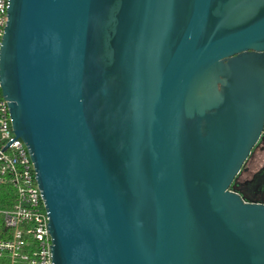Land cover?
<instances>
[{
  "label": "water",
  "instance_id": "water-1",
  "mask_svg": "<svg viewBox=\"0 0 264 264\" xmlns=\"http://www.w3.org/2000/svg\"><path fill=\"white\" fill-rule=\"evenodd\" d=\"M0 84L53 264H264V0H9Z\"/></svg>",
  "mask_w": 264,
  "mask_h": 264
},
{
  "label": "built area",
  "instance_id": "built-area-1",
  "mask_svg": "<svg viewBox=\"0 0 264 264\" xmlns=\"http://www.w3.org/2000/svg\"><path fill=\"white\" fill-rule=\"evenodd\" d=\"M9 0H0V50ZM34 164L12 126L0 84V187L10 194L0 207V264H53L49 217Z\"/></svg>",
  "mask_w": 264,
  "mask_h": 264
},
{
  "label": "flooded vegetation",
  "instance_id": "flooded-vegetation-1",
  "mask_svg": "<svg viewBox=\"0 0 264 264\" xmlns=\"http://www.w3.org/2000/svg\"><path fill=\"white\" fill-rule=\"evenodd\" d=\"M261 155L263 157L262 161L256 159ZM260 161L261 165L259 168H257L256 171H251V169H254L259 165ZM244 172L249 175L240 181V176ZM241 175L234 183L235 192L239 193L248 202L264 205V132L259 144L252 151V155L245 163Z\"/></svg>",
  "mask_w": 264,
  "mask_h": 264
},
{
  "label": "trees",
  "instance_id": "trees-1",
  "mask_svg": "<svg viewBox=\"0 0 264 264\" xmlns=\"http://www.w3.org/2000/svg\"><path fill=\"white\" fill-rule=\"evenodd\" d=\"M232 187L235 191V184ZM7 194H10L9 190L7 188L0 187V207L4 206Z\"/></svg>",
  "mask_w": 264,
  "mask_h": 264
},
{
  "label": "rangeland",
  "instance_id": "rangeland-1",
  "mask_svg": "<svg viewBox=\"0 0 264 264\" xmlns=\"http://www.w3.org/2000/svg\"><path fill=\"white\" fill-rule=\"evenodd\" d=\"M256 159L262 161L263 157H262V155H261V156H258ZM261 161H260L259 165L256 164V165H257L256 168L251 169V171H256V169L259 168V166L261 165ZM250 168H251V166H250ZM248 175H249V174H248ZM248 175H247L246 172H244V173L240 176V181L243 180V179H244L245 177H247Z\"/></svg>",
  "mask_w": 264,
  "mask_h": 264
}]
</instances>
